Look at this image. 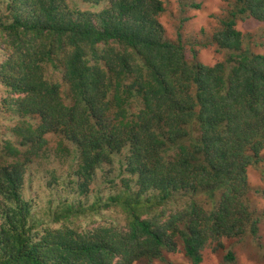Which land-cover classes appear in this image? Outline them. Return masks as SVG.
Here are the masks:
<instances>
[{
	"label": "trees",
	"instance_id": "16d2710c",
	"mask_svg": "<svg viewBox=\"0 0 264 264\" xmlns=\"http://www.w3.org/2000/svg\"><path fill=\"white\" fill-rule=\"evenodd\" d=\"M84 1L109 5L93 15L68 0H0V86L22 119L11 128L18 143L0 152V264H176L179 253L203 264L210 245L257 235L248 173L264 162V53L246 46L238 25H264V0H235L220 19L205 43L228 51L215 65L195 47L189 59L181 30L166 37L164 0ZM48 135L61 158L73 155L80 195L121 155L125 190L106 201L97 192L91 209L120 207L126 228L71 227L87 212L76 201L54 213L64 226L44 227L24 188ZM178 195L189 196L184 207L144 217Z\"/></svg>",
	"mask_w": 264,
	"mask_h": 264
},
{
	"label": "rangeland",
	"instance_id": "374dc122",
	"mask_svg": "<svg viewBox=\"0 0 264 264\" xmlns=\"http://www.w3.org/2000/svg\"><path fill=\"white\" fill-rule=\"evenodd\" d=\"M166 12L161 17V22L166 28V37L169 40H176L179 30L182 31L184 43L188 48V57L193 60L191 49L195 47L199 52L200 60L207 65H215L224 61L228 55L227 50H221L218 46L208 45L209 38L220 28V19L235 5V0H164ZM69 5L76 10L90 12L96 15L109 3L102 2L98 5L84 0H68ZM202 5L201 9L194 8V5ZM238 28L246 34V46L257 53H264V25L259 21L250 18L240 21ZM4 45L0 40V60L4 55ZM51 76L58 79V73L51 71ZM59 80V79H58ZM7 97L3 87L0 86V152L6 140L18 143V138L13 135L11 128L22 119L13 115L4 104ZM49 144L47 152L29 165L24 188L25 198L32 201L39 217H42L44 227L48 229H58L64 226L62 223L53 221L54 213L59 206H67L70 202L76 201L78 208H85L87 212L74 219L68 224L79 231H91L97 226H115L119 229L126 228L127 217L120 207H112L104 210H92L94 197L97 192L106 201L110 196L125 190L123 179L127 174L121 176V160L117 157L115 171L111 174L112 167H105L92 184L90 192L80 195L74 185V176L70 173L72 165L71 155L68 158H61L57 152L59 138L56 135H48ZM124 159V156H123ZM77 165V164H75ZM249 181L251 193L249 200L251 208L258 218V234L245 233L239 238L224 239L223 247L215 250L217 244L210 245L205 251V261L203 264H264V162L253 165L249 168ZM129 178V175H127ZM61 179L62 185L56 186L57 180ZM132 185H136L134 177L130 180ZM136 187V186H135ZM189 202V196L180 197L169 201L166 205L147 206L149 212L144 217L152 215L167 217L174 213L179 207H184ZM146 209V208H145ZM233 251L237 256L235 263H229L226 255ZM176 264H192L183 253L171 256ZM139 264H146L145 261ZM163 264V263H156Z\"/></svg>",
	"mask_w": 264,
	"mask_h": 264
}]
</instances>
